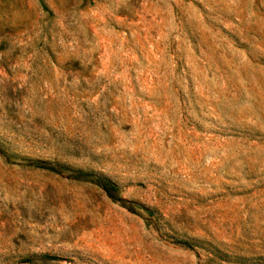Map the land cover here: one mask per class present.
Instances as JSON below:
<instances>
[{
    "label": "rangeland",
    "instance_id": "rangeland-1",
    "mask_svg": "<svg viewBox=\"0 0 264 264\" xmlns=\"http://www.w3.org/2000/svg\"><path fill=\"white\" fill-rule=\"evenodd\" d=\"M0 264H264V0H0Z\"/></svg>",
    "mask_w": 264,
    "mask_h": 264
}]
</instances>
